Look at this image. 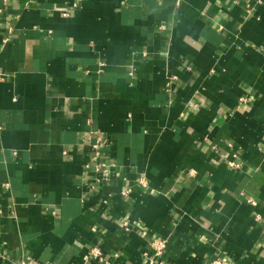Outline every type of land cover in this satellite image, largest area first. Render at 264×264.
Here are the masks:
<instances>
[{
	"label": "crops",
	"instance_id": "1",
	"mask_svg": "<svg viewBox=\"0 0 264 264\" xmlns=\"http://www.w3.org/2000/svg\"><path fill=\"white\" fill-rule=\"evenodd\" d=\"M0 206V264H264V0H0Z\"/></svg>",
	"mask_w": 264,
	"mask_h": 264
},
{
	"label": "built area",
	"instance_id": "2",
	"mask_svg": "<svg viewBox=\"0 0 264 264\" xmlns=\"http://www.w3.org/2000/svg\"><path fill=\"white\" fill-rule=\"evenodd\" d=\"M63 16H67L68 13L67 12H63L62 13ZM12 31V26H9V32ZM94 136V132L93 131H89V132H85L83 134V139L82 142H80L78 144V148L82 149L84 147V145L88 142H91V139ZM107 146V142L106 141H99V140H95L91 142V147H92V156H91V163H89V165H87V169L90 170L91 169V165L94 166L95 168V172H106L109 170V168L111 167L110 164H108L106 162V156L107 153L105 152V147ZM231 165H234L233 163H231ZM248 202L252 205H256V202H254L253 200H248ZM3 213V210L0 206V214ZM260 220L263 222L264 224V218H260ZM124 226L126 228H129V223H125ZM167 248V242L166 240H164L163 238H156L154 239V241L152 242V250L154 251V254L157 257H161ZM91 256H94L95 258L99 259L100 261H104L103 259V254L100 252L99 249H93L91 252ZM21 264H38L33 260H24L23 262H21ZM210 264H227L224 260L222 259H215L213 260Z\"/></svg>",
	"mask_w": 264,
	"mask_h": 264
}]
</instances>
